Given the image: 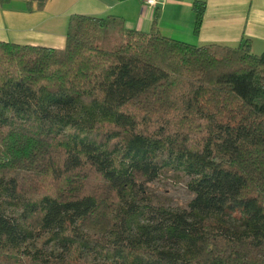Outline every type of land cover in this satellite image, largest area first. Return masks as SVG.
Masks as SVG:
<instances>
[{
	"label": "trees",
	"instance_id": "trees-1",
	"mask_svg": "<svg viewBox=\"0 0 264 264\" xmlns=\"http://www.w3.org/2000/svg\"><path fill=\"white\" fill-rule=\"evenodd\" d=\"M165 167L189 210L145 218ZM0 264H264V50L169 37L156 14L147 32L73 14L61 48L0 40Z\"/></svg>",
	"mask_w": 264,
	"mask_h": 264
},
{
	"label": "crops",
	"instance_id": "crops-1",
	"mask_svg": "<svg viewBox=\"0 0 264 264\" xmlns=\"http://www.w3.org/2000/svg\"><path fill=\"white\" fill-rule=\"evenodd\" d=\"M193 0H48L42 9L29 10L23 0L0 4V40L61 48L73 14L123 19L128 28L147 32L156 14L157 30L195 45L218 43L236 46L243 38L251 51L264 50V0H206L203 20L193 34Z\"/></svg>",
	"mask_w": 264,
	"mask_h": 264
},
{
	"label": "rangeland",
	"instance_id": "rangeland-1",
	"mask_svg": "<svg viewBox=\"0 0 264 264\" xmlns=\"http://www.w3.org/2000/svg\"><path fill=\"white\" fill-rule=\"evenodd\" d=\"M188 181L189 177L182 171L170 167L163 168L155 179L141 185L142 191L138 193L136 198L137 206L143 209L141 215L145 218L148 217V215L154 211L151 207H161L172 210H189L188 204L194 197V194L188 188ZM88 182V185L91 187L96 183L92 173L89 174ZM13 212L18 213L19 211L13 210ZM143 217L140 218V221H142ZM32 234L30 240L32 242L36 236L35 245H39V241H41L39 236H46L45 231L43 230L38 234L35 232ZM54 242L55 241L52 240L51 243H48L45 246V248L58 250V247H55ZM53 244L54 246H52ZM85 254L86 253L83 251L82 257L95 258L96 260L99 259L97 254Z\"/></svg>",
	"mask_w": 264,
	"mask_h": 264
},
{
	"label": "built area",
	"instance_id": "built-area-1",
	"mask_svg": "<svg viewBox=\"0 0 264 264\" xmlns=\"http://www.w3.org/2000/svg\"><path fill=\"white\" fill-rule=\"evenodd\" d=\"M142 1L149 5H155L158 2V0H142Z\"/></svg>",
	"mask_w": 264,
	"mask_h": 264
}]
</instances>
